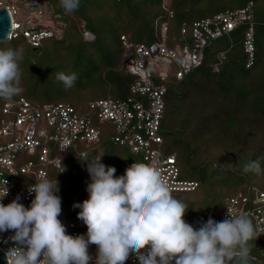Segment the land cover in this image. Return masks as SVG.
<instances>
[{"label":"trees","instance_id":"obj_1","mask_svg":"<svg viewBox=\"0 0 264 264\" xmlns=\"http://www.w3.org/2000/svg\"><path fill=\"white\" fill-rule=\"evenodd\" d=\"M29 1L32 0H23L14 6L20 7ZM37 1H48L54 13L60 14L61 20L66 23L60 38L44 40L41 47L34 48L21 35H17L2 42L0 49L11 48L19 54H25V49L20 48L22 45L35 52L49 50L51 46L66 45L72 49L74 57L71 58L74 59L75 66L77 68L82 66L86 71L85 67L90 61L102 55L105 65L101 67L104 70L108 69V77L105 75L103 82L115 84L114 99L126 98L133 80L121 67L124 61L121 36L134 44H150L156 41L160 26L165 23L166 44L173 46L177 40L173 36L179 37L182 24L191 25L219 12L237 10L251 3L254 29L251 64L247 66L248 55L243 45V34L247 25L239 26L228 36L212 42L203 50L198 67L180 80L171 76L168 78L165 84L167 93L160 135L163 139L162 151L165 155H174L182 179L186 180L180 164L193 159L196 162H207V165L213 164L218 169L226 163L232 169L230 172L232 175L224 177L217 172L205 178L202 175L200 178L191 177L187 180L198 183L195 191L172 193L175 198L188 205L183 219L194 229L198 230L200 227L199 216L208 208L220 211L223 208L220 207V203L224 202L225 198L245 193L250 186L264 192V0H170L169 8L173 13L171 18L162 10L165 0H80L79 8L72 14H65L59 0ZM216 2L227 6L216 7L207 16L192 18L190 13L192 7L198 3L214 7ZM185 5L187 6L184 7ZM184 8L190 10L183 11ZM146 9H149V19L143 12ZM173 18H178L179 22L176 34L172 32L169 23V19ZM145 25L148 26L147 35L136 36L134 32L139 31L138 28L144 29ZM85 30L94 35L92 41L84 40L82 34ZM108 41L112 42L109 46ZM111 47H114V51H111ZM107 51L111 52L108 54ZM67 55L66 53L63 57L67 58ZM32 65L35 66L33 60ZM40 73L31 74L30 78L34 82L40 81L42 79ZM97 74L99 75V72ZM28 86L23 83L21 87L23 91L11 100L0 98V117L1 108L7 101L24 98L37 105L49 103L38 99ZM107 95L110 96V92H107L105 97ZM88 102L84 104L78 98H73L66 103H70L78 111H85ZM101 126L103 125H99L101 133L98 143L86 151L88 159L100 158L106 169L107 167L116 169L114 178L121 177L125 174L122 168L124 159L120 158L118 149L126 148L113 143L111 137L114 132L108 136ZM229 159H234V162H216ZM250 160L259 161L260 172L243 173L244 164ZM49 176L58 181L57 195L61 199V214L58 219L65 226L74 219L80 209L74 208L73 205L81 204L89 198L86 189L91 180L87 165L81 162V157L75 151L68 150L62 156L61 168L50 169ZM229 181H233L234 190L223 187L224 183ZM201 185L204 190L199 193ZM249 245L250 256L264 264V257L260 253L259 236L255 241H250Z\"/></svg>","mask_w":264,"mask_h":264},{"label":"built area","instance_id":"obj_2","mask_svg":"<svg viewBox=\"0 0 264 264\" xmlns=\"http://www.w3.org/2000/svg\"><path fill=\"white\" fill-rule=\"evenodd\" d=\"M167 1L163 2L162 10L171 18L173 13ZM0 7H6L11 16L12 30L7 40L21 35L34 48L41 47L44 40H58L66 26L48 1L32 0L20 7L0 1ZM250 7L251 3L237 10L219 12L191 25L182 24L179 39L173 46L166 44L165 23L160 26L156 41L150 44H134L121 36L124 50L121 67L133 79L126 98L113 99L107 95L88 102L85 111H78L66 102L37 105L18 98L4 103L0 117V138L4 140L0 144V181H7L8 194L0 203L7 205L19 196L17 202L28 208L34 199V193H29L28 188L39 182L42 175L53 180L49 170L61 168L62 156L68 150L81 157L82 153L97 144L101 133L99 125L103 124H110L113 128L111 141L127 148L134 156L124 160V173L134 162L145 163L161 171L172 193L195 191L198 183L182 179L174 155H165L162 151L160 123L167 93L165 84L170 76L180 80L198 67L207 46L242 25H247L243 45L249 66L254 51ZM82 36L86 41L94 39V35L87 30ZM19 155H24L27 160L18 158ZM25 175L31 177V184L21 181ZM245 212L250 213L254 226L264 228V192L255 186L248 187L245 193L225 198L220 211L206 209L198 220L201 226L209 217L221 222L228 214ZM78 213L65 225L66 234L87 239L86 225L77 218ZM12 235L14 232L11 230L0 233V250L4 256L9 248L16 246L10 239ZM259 238L260 253L264 257V234ZM146 251L147 248L142 249L141 254ZM88 254L92 257L89 264H94L96 245L88 246ZM125 264H139V260L134 253H130Z\"/></svg>","mask_w":264,"mask_h":264},{"label":"clouds","instance_id":"obj_3","mask_svg":"<svg viewBox=\"0 0 264 264\" xmlns=\"http://www.w3.org/2000/svg\"><path fill=\"white\" fill-rule=\"evenodd\" d=\"M65 14H72L80 0H59ZM22 56L11 48L0 49V98L11 100L23 89L19 85ZM65 88H72L75 73H57ZM86 163L91 182L89 198L81 204L77 218L86 225L87 233L73 237L58 219L61 199L58 181L42 175L28 188L34 199L26 208L18 203H0V233L13 231L10 239L16 246L5 253L7 264H89L92 257L88 246L96 245L94 264H125L134 253L139 264H248L250 241L264 234L254 226L250 213L229 215L221 222L211 217L194 229L183 217L188 205L172 195L170 185L161 171L145 163H132L121 177L114 178L116 169L99 159ZM64 170V169H63ZM259 161H248L243 173L260 172ZM0 183V200L7 194V181ZM147 248L145 254L141 250Z\"/></svg>","mask_w":264,"mask_h":264},{"label":"rangeland","instance_id":"obj_4","mask_svg":"<svg viewBox=\"0 0 264 264\" xmlns=\"http://www.w3.org/2000/svg\"><path fill=\"white\" fill-rule=\"evenodd\" d=\"M0 1L8 5H16L17 2L21 3L23 0H0ZM168 1L170 2V0ZM186 6L187 5H185L184 7ZM226 6L227 4H221L219 2H216V6L214 7H211L209 5L205 6L204 4L198 3L197 5L191 8L190 13L192 15V18L196 19L211 14V12L216 7L225 8ZM187 10L190 9L189 8L183 9V11H187ZM148 11L149 9L143 11L147 19H149ZM169 23L172 32L176 34L178 32V26H179L178 18L169 19ZM109 27H113V26L109 25ZM143 27L145 28L144 29L138 28L139 31L136 30V32H134L136 36L141 37L143 36V34L147 35L146 29L148 26L145 25ZM173 38L179 39V37L176 38L175 36H173ZM107 43L109 46L111 45L112 42L108 41ZM20 48L25 49L24 53L26 54L27 52L28 56L20 53L22 59L19 60V68L21 73L19 85L20 87H22L23 83L28 84L29 90L33 92L38 99L49 103H57V102L63 103V102L72 101L73 98H78V100H81L82 103L86 104L90 100L105 97L107 92H110V96L114 99L115 84H108L106 82H103L105 79L104 76L106 75L108 77V72H107L108 69L104 70V68L101 67L105 65L102 55L95 57V60L90 61L89 65L85 67L87 69L86 71L82 68V66L81 68H77V66H75L74 59L71 58L72 56L74 57V54H72V49L68 48L66 45H60L58 47L51 46L48 48L49 50L40 51V52L31 51L29 50L30 48H27V46L24 45H22ZM111 49H112L111 51H114V47H111ZM83 51L85 52V49H83ZM110 52L107 51L108 54ZM66 53L68 54L67 58L63 57L64 54ZM32 60L35 62V66L32 65ZM100 67L101 69H99ZM90 69L92 70L89 71ZM38 72H41L40 77L42 79L40 81L36 80V82H34V80L30 78V75L36 74ZM61 72L65 74H71V73L76 74L77 79L72 88H65L63 83L57 80L56 78L57 73H61ZM98 72L99 75L97 74ZM97 76H99V78ZM101 129L108 136L112 135L114 132L112 127L108 124H103V126H101ZM3 141L4 140L0 138V143ZM120 149H118L120 158L124 160H129L134 158V156L130 154V152L127 150V148L126 149L120 148ZM21 157L25 159V161L27 160V157H25L24 155L18 156V158ZM233 160L234 159L223 160V161L217 160L216 162H234ZM16 164L19 165L18 162ZM219 167H221V169H218L213 164L207 165V162L206 163L201 161L196 162L194 159L192 161L190 160L189 162L180 164V168L183 171V177L186 178V180L190 179L191 177L200 178L201 175L203 176V178H205V176L208 177L209 175H212L216 172L219 173V175H221L222 177L232 175L230 173L232 169L231 167H228L226 163ZM30 178L31 177L29 175H25L22 177L21 181H28V183L31 184V180L29 181ZM223 187L229 188L228 190H234L233 181L224 183ZM203 190L204 187L203 185H201L198 192L200 193ZM200 206L207 207L208 205H200ZM221 206L223 207V202L220 203V207Z\"/></svg>","mask_w":264,"mask_h":264},{"label":"water","instance_id":"obj_5","mask_svg":"<svg viewBox=\"0 0 264 264\" xmlns=\"http://www.w3.org/2000/svg\"><path fill=\"white\" fill-rule=\"evenodd\" d=\"M12 30L11 16L6 7H0V43L7 41ZM0 264H7L4 254L0 250ZM229 264H237L236 258ZM248 264H262L258 259L251 257Z\"/></svg>","mask_w":264,"mask_h":264}]
</instances>
